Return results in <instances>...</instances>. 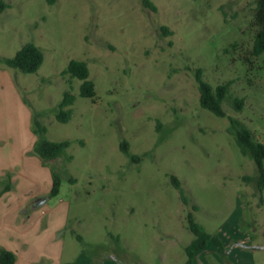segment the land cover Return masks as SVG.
<instances>
[{
  "label": "rangeland",
  "instance_id": "obj_1",
  "mask_svg": "<svg viewBox=\"0 0 264 264\" xmlns=\"http://www.w3.org/2000/svg\"><path fill=\"white\" fill-rule=\"evenodd\" d=\"M4 1L11 7L0 12V56L13 58L33 43L45 60L34 74L0 61V166L20 161L27 170L42 161L29 153L41 139L37 116L45 138L71 142L39 169V183L52 187L54 172L62 180L42 209L45 218L63 206L67 232L84 238L80 244L98 264L114 257L184 264L193 212L232 262L264 264V193L253 158L229 133L235 118L264 143V55L252 54L258 0H148L156 10L145 0ZM71 60L88 64L94 99L81 96V80L70 84L63 75ZM198 69L214 88L231 83L225 118L201 107ZM67 91L77 99L64 124L56 116ZM235 99L244 101L239 112ZM123 141L138 160L121 151ZM14 173L8 176L27 191L26 173Z\"/></svg>",
  "mask_w": 264,
  "mask_h": 264
},
{
  "label": "trees",
  "instance_id": "obj_2",
  "mask_svg": "<svg viewBox=\"0 0 264 264\" xmlns=\"http://www.w3.org/2000/svg\"><path fill=\"white\" fill-rule=\"evenodd\" d=\"M50 5L55 3V0H47ZM146 7L156 10L154 4L148 0L144 1ZM11 6L4 0H0V12H4ZM254 24L257 28L254 36L252 54L255 57L264 55V0H258L257 9L254 16ZM45 60L42 50L33 43L26 44L13 58H2V61L8 68L18 70L24 74L37 73L42 67ZM63 75H69L72 84V79H79L83 83L81 85V96L83 98L94 99L97 95L95 83L90 79V69L85 61L71 60L68 68L63 72ZM196 81L199 86L200 92V105L203 109L208 110L219 118H225L227 116L224 110V102L229 95L231 83L219 85L214 88L211 84L206 82L203 78V70L198 69L196 71ZM72 90V85H71ZM76 96L67 91L64 94L63 101L60 104L59 112L56 116L60 123L70 122L73 114L72 106L76 102ZM244 105L243 100L235 99V110L241 111ZM35 118L34 133L41 135V139L34 149L36 154L44 164L52 162L61 158L68 148L71 146L70 141L52 142L44 137L47 133V129L41 124L38 119ZM231 126L229 133L234 136L237 146L244 156H250L253 158L258 171V178L256 181V188L260 194L264 193V143L257 141L254 137L253 131L244 123L235 118H230ZM84 146L85 142H81ZM121 151L130 155L133 161L138 160L139 157L131 155L129 151V145L126 141L121 144ZM73 158L70 157L71 161ZM53 187L50 192V198L57 197L60 194L62 187V180L60 176L54 172ZM245 180H250L245 177ZM173 186L179 191L182 202L186 205H190V199L188 198L183 185L178 177L171 176ZM11 189V185H7L6 191ZM197 206H193V211H198ZM188 228L194 235V239L186 248L187 260L184 264H193L196 254L206 251L211 243L217 248V253L223 259L228 257V251L225 249L222 239L218 235L210 234L206 232L203 227L196 221L195 214L189 212L187 215ZM72 234L76 236L77 240L84 243V238L78 235L76 231H72ZM16 255L6 249H0V264H15Z\"/></svg>",
  "mask_w": 264,
  "mask_h": 264
},
{
  "label": "crops",
  "instance_id": "obj_3",
  "mask_svg": "<svg viewBox=\"0 0 264 264\" xmlns=\"http://www.w3.org/2000/svg\"><path fill=\"white\" fill-rule=\"evenodd\" d=\"M34 149L35 145L29 153ZM33 162L35 167L30 166L27 170L23 164L20 165V161L9 169L7 165L0 166V249L13 252L17 257L15 264H98L85 246L75 240L72 231L67 232L68 217L63 206L45 218L46 213L42 209L51 200L49 196L53 184L51 187L47 179L38 182L42 174L39 169L44 170L45 164L38 160ZM15 166L19 170H13ZM9 172L18 175L26 173L27 191L20 192L17 177L12 180ZM9 184L11 189L6 191ZM34 185L36 191H32ZM43 199L46 202L40 204ZM209 252L211 256L206 258L205 254ZM230 257L231 254L227 260L221 258L217 248L209 245L206 251L196 254L193 264H242L232 262ZM113 260L101 264H135L122 263L116 257Z\"/></svg>",
  "mask_w": 264,
  "mask_h": 264
},
{
  "label": "water",
  "instance_id": "obj_4",
  "mask_svg": "<svg viewBox=\"0 0 264 264\" xmlns=\"http://www.w3.org/2000/svg\"><path fill=\"white\" fill-rule=\"evenodd\" d=\"M45 202H46V200L43 199V200L40 201V204H44Z\"/></svg>",
  "mask_w": 264,
  "mask_h": 264
}]
</instances>
